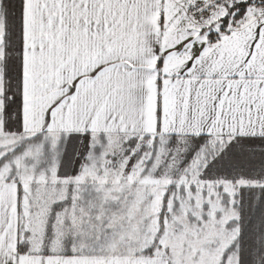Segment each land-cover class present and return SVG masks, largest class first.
<instances>
[{"label":"snow or ice","instance_id":"obj_1","mask_svg":"<svg viewBox=\"0 0 264 264\" xmlns=\"http://www.w3.org/2000/svg\"><path fill=\"white\" fill-rule=\"evenodd\" d=\"M0 264H264V0H0Z\"/></svg>","mask_w":264,"mask_h":264}]
</instances>
